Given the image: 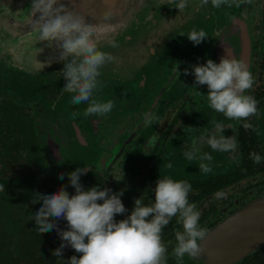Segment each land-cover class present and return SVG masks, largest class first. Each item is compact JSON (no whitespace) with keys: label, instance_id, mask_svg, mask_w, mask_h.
Wrapping results in <instances>:
<instances>
[{"label":"flooded vegetation","instance_id":"obj_1","mask_svg":"<svg viewBox=\"0 0 264 264\" xmlns=\"http://www.w3.org/2000/svg\"><path fill=\"white\" fill-rule=\"evenodd\" d=\"M251 1L254 10L250 33L257 49L264 40V19L262 26L253 27L258 6ZM200 29L201 25H198L197 30ZM187 36L177 38L163 54L157 70L149 77L144 94L129 112L112 110L104 117H85L86 104L68 102L61 106L66 107L64 125L76 140L68 154L70 171L87 166L89 171L81 176L84 185L124 192L121 200L128 211L118 214L115 217L117 222L131 215L135 199L142 197L145 204L153 203L156 181L168 176L174 180H187L192 185L189 201L196 203L201 211L200 225L207 228L208 235L264 200V56L259 52L252 55L251 72L255 82L246 94L259 102L260 115L249 118L246 122L252 127L245 130V121L228 120L200 101L201 86H195V76L186 75L185 69L191 72L193 65L206 64L209 54L204 48L206 41L196 46ZM44 107L45 104L38 99L24 104L7 92L0 93V180L22 179L25 172L39 175L38 166L28 160L23 148L21 124L24 115L31 118L40 143L35 115ZM8 112L17 116V125L14 119L9 120L6 116ZM73 112L79 113L75 119L71 118ZM146 112L157 118L148 127L144 126ZM213 121L232 126L224 135L235 136L237 150L234 154L219 152L204 145L203 151L213 157V171L203 174L199 171V162L187 160L183 153L191 149L193 140H198L213 127ZM155 134L159 139L148 149L147 141ZM41 148L46 163L44 179L55 182L54 169L42 145ZM252 152L262 157L260 164L250 158ZM25 160L26 167L23 166ZM168 163L173 165L171 169L166 167ZM67 178L65 175L64 179ZM220 190L228 193L227 199L214 198ZM177 230L183 228L174 217L163 234V240L168 244L167 264H177L172 255ZM249 260H264V244L234 264H245ZM206 262L202 255L196 259L186 255L183 260V264Z\"/></svg>","mask_w":264,"mask_h":264},{"label":"clouds","instance_id":"obj_2","mask_svg":"<svg viewBox=\"0 0 264 264\" xmlns=\"http://www.w3.org/2000/svg\"><path fill=\"white\" fill-rule=\"evenodd\" d=\"M208 3L209 0H201L200 7ZM233 3L239 8L250 4L251 0H232V3L229 0H211L212 7L217 9L225 5L232 7ZM186 7L187 0H180L176 6L179 10ZM27 12L32 20L31 31L37 34L38 40L59 50L58 62L64 64L61 73L66 81L62 92L72 94L70 103L86 104L85 117H104L110 113L115 101L103 102L95 97V93L102 87L98 79L102 75V67L115 60L110 53L101 51L97 44L98 34L107 32L111 26L91 23L86 20L87 16L69 9L64 0H32ZM110 18L111 12L104 13V21ZM187 38L198 46L208 36L203 29L193 28ZM118 46L115 40L111 41V47ZM225 53L219 64L208 59L206 64L193 65L191 72L185 69V74L195 76V86H207L211 109L228 120L245 121L243 127L247 130L252 125L246 121L260 115L259 102L246 94L253 87L254 77L244 60L232 58L227 49ZM77 115L78 112H73L71 118L75 119ZM155 119L153 113H144V126L152 125ZM212 123L213 127L198 140H193L191 149L183 153L187 160L199 162V171L203 174L213 171V157L203 151L204 145L219 152L234 154L237 150L235 136L224 135L225 130L232 126L216 121ZM158 139V134L153 135L146 147L151 149ZM250 158L256 164L262 160L256 152H252ZM166 167L171 169L173 165L168 163ZM88 171L85 166L67 174L70 186L75 189L74 195L62 186L51 194L37 192L31 201L32 204L42 203L31 217L36 224L35 231L42 234L56 230L63 241L53 252L54 256L61 257L63 250L71 246L81 255L79 258L72 256L67 264H167L168 244H165L163 234L174 217L183 228L174 233L176 244L172 255L177 264H183L186 255L196 259L205 252L202 243L208 230L200 225L202 213L197 204L189 201L192 185L187 180H174L168 176L159 178L154 189L155 201L145 204L142 197L135 199L131 215L117 222L115 217L128 211L121 200L124 192L115 193L110 188L101 190L99 186L85 190L81 176ZM64 178L65 173L58 175L59 180ZM0 191H4L3 185H0ZM214 198L227 199L228 193L217 191ZM61 219L67 221V230L58 226L57 221Z\"/></svg>","mask_w":264,"mask_h":264},{"label":"water","instance_id":"obj_3","mask_svg":"<svg viewBox=\"0 0 264 264\" xmlns=\"http://www.w3.org/2000/svg\"><path fill=\"white\" fill-rule=\"evenodd\" d=\"M31 2L0 0V93L7 92L24 104L36 99L45 104L35 121L40 143L58 177L60 173H71L68 154L76 140L64 125L66 107L61 105L70 102L72 94L62 92L66 81L61 73L64 64L58 62L59 50L39 41L31 31L32 20L27 12ZM179 2L64 0L69 9L87 16L91 23L111 26L97 36L98 48L115 57L101 69L98 79L102 87L95 93L98 100L115 101L112 110H132L163 54L177 38H184L193 28L197 30L198 25L208 36L204 47L208 58L217 64L227 49L232 58L244 60L251 71L253 53L264 55V40L255 49L250 33L252 2L239 8L233 3L232 7L217 9L211 0L203 7L201 0H187V7L182 10L176 8ZM106 12H111L108 21L103 20ZM113 40L118 47H111ZM199 95L207 106L206 85L200 87ZM262 244L264 200L209 233L202 243V256L207 259L206 264H234Z\"/></svg>","mask_w":264,"mask_h":264},{"label":"trees","instance_id":"obj_4","mask_svg":"<svg viewBox=\"0 0 264 264\" xmlns=\"http://www.w3.org/2000/svg\"><path fill=\"white\" fill-rule=\"evenodd\" d=\"M6 116L9 120L14 119L13 122L17 125L15 114L8 112ZM21 125L23 148L28 160L38 166L40 173L35 175L25 172L22 179L0 180V185L4 186V191H0V264H67L72 256L79 258L81 254L68 246L61 257L53 255L63 241L56 230L42 234L35 231L36 224L31 217L42 203L32 204L31 201L37 192L51 194L66 186L70 195H74L75 189L70 186L68 178L56 179L55 182L44 179L46 163L33 121L24 115ZM23 166H27L26 160ZM84 184L82 183L85 190L95 186ZM57 223L60 229L67 230L66 220L61 219ZM245 264H264V260H249Z\"/></svg>","mask_w":264,"mask_h":264},{"label":"rangeland","instance_id":"obj_5","mask_svg":"<svg viewBox=\"0 0 264 264\" xmlns=\"http://www.w3.org/2000/svg\"><path fill=\"white\" fill-rule=\"evenodd\" d=\"M253 2L255 3L256 7L258 6V9H257V13L255 15V19H254V22L252 23V25H253V27H256V26L260 27V26H262L263 19H264V0H253ZM253 8H254V6H253ZM250 28H251V25H250ZM56 179H58V178H56Z\"/></svg>","mask_w":264,"mask_h":264}]
</instances>
